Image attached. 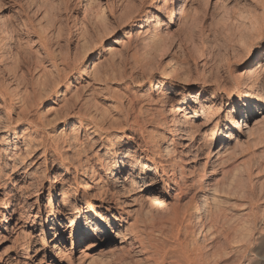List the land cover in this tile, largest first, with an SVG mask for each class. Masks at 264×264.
Masks as SVG:
<instances>
[{"label": "rangeland", "instance_id": "374dc122", "mask_svg": "<svg viewBox=\"0 0 264 264\" xmlns=\"http://www.w3.org/2000/svg\"><path fill=\"white\" fill-rule=\"evenodd\" d=\"M191 1H193V7L195 6L196 9L194 21L182 20L169 28V31L163 29L162 32L157 33L156 29L166 26L168 19L163 13L151 10V6L146 0H0V43H2L0 56L4 55V58L0 60V84H4L11 91V94H14L13 99H15L14 97L20 99V95H24L25 92L29 93L31 97L35 95L37 98L38 96L44 98L50 89L56 87L54 83L59 77L65 75L66 72L68 73L75 65L81 68L83 65L81 60L92 53L90 58L86 60L87 67L84 69L91 72V77L95 75V77H98L97 83L94 84L97 88L95 93H97L88 96V91L82 92L81 87L84 86H82L84 83L79 84L78 81H74L73 78L78 76L77 71L72 70L71 75L68 77V81L71 82L69 85L70 92L66 97L72 94L84 100H68V104H72V109L69 110L68 114L76 111L82 105L81 103H84L81 107H89V112H95L93 113L94 116L103 117L101 119L104 120L103 124L106 127L112 124L111 126L114 128H121L125 121L124 115H126L129 121L135 122L137 120L144 130L152 131V127L148 125L146 120L149 113L156 108L157 110L167 111L169 107L167 105L162 106V104L155 106L145 101L146 98L143 95L146 94L145 89L149 83L148 77L153 74L158 81L172 83L174 81H169L168 78L172 77L173 71H177L181 78L185 77L183 79L188 83L187 88L191 90L187 96H196L199 88H204L208 92L207 96L216 89L220 94L217 101L213 103L210 112H206V115L198 120L200 129L202 130L203 127L207 129L202 134L204 135L202 136L203 139H211L216 142L210 149L212 151L226 142L220 140V137H222L220 134L224 135L230 132L227 130L228 124L225 120V114L232 109V102L227 96L237 91L240 94L248 92L246 87L248 85L247 78L249 80L255 78V76H248L244 71L247 66V53L260 38L255 33H247L245 36L243 35L242 43L238 42V34L236 35V33L240 32L239 29L241 28L238 29V23L235 24L236 26L234 25L235 22L232 21L233 19L230 16L235 12L234 10L237 11L241 8L246 13L249 10L254 11L261 0ZM262 1L264 2V0ZM90 3L94 5L99 15L96 25L89 20ZM84 7L88 11L87 16H83ZM130 15L137 16L140 19L134 28L125 26ZM95 26L98 31H96ZM234 27H237L238 31L235 30L236 33ZM92 28L98 36L105 33L104 30L106 31L105 37L100 38L102 42H98L99 44L91 43L87 39ZM129 30L132 31V35H130L132 39L129 37L131 39L130 44L123 36L125 32H130ZM39 35L46 38L47 47L58 61L56 64L61 63L57 68L54 69V66L47 62L48 60L44 56V47L39 41ZM153 36L154 38H152ZM262 37L264 38V35ZM141 40H147L148 42L143 44ZM259 46H261L259 51L264 53V40ZM133 50H136L135 53ZM130 51L137 54L135 58L130 56ZM8 54L10 55L8 56ZM262 57H264L263 54H261ZM62 59L68 65L69 70L68 68L65 69ZM256 62L254 65H256ZM37 65L39 68L45 66L50 70L49 74L51 73L49 82L43 87L39 86L37 82L39 71L37 70L39 68L35 67ZM19 75L21 78L18 77ZM166 87L169 99L176 100L179 98L177 88L170 90V87ZM33 91L36 94L32 93ZM63 91L64 88H60V92ZM17 98L16 100H19ZM59 99V97L57 98L52 94L49 98L43 99L35 109L36 111L34 110L33 115L31 114L33 118H36L37 115L41 118L43 127H39V134L45 135L46 133L60 138L65 137L70 132L72 125L78 127L77 119L66 115V108L68 107L63 106L65 100ZM57 104H61L60 108ZM48 107L52 109L47 110ZM218 115L222 118L221 127L218 131H210V126H206L208 124L206 120ZM248 124L253 130L252 138L248 141H240L239 144L234 141L227 142V144L229 143L230 152L224 157V160L228 161L224 169L225 175H217L219 178L223 177L220 179L218 189L225 191V197H222L220 201V210L225 216L223 219L227 223L225 221L224 224L222 218L220 220L222 213L219 218H214L208 204L205 207V223L207 222V225L216 228L222 225V231L220 230L217 234V241L218 243L221 242L220 244L216 241V246L214 242V246L212 245L211 250L207 252V245L202 244V247L204 245V252L208 253L205 262H212L211 264L216 262V264H239L241 255L230 254L229 243H225L226 237L223 235L226 233L225 229H232V227H236L237 223V226L245 225L247 227H244L246 231L251 230L247 233L252 236L250 243L252 244L251 247L255 249L253 250L250 247L251 244L249 247L250 250L255 252L256 256L252 259V256H247V253H245V258L248 260H241V262L256 264V262H259L258 259L262 258L260 255L264 256V227L262 235H257V228L254 229V219L264 218V118L261 115L255 116V121ZM24 126L22 125L20 128ZM20 128L13 135L11 130L10 137L6 138L7 141L0 140V150L7 147L12 148L15 144L20 153L30 152L25 157L23 165H27L30 172L34 171L37 179L36 183L29 187L26 193L27 198H23L21 202L24 207L22 211H25V216L29 219L24 231L37 238L35 248L42 247L45 250L44 256L41 254L38 257L42 261L40 264H78V260L81 259L79 264H82L89 256H92L93 264H172L171 262L185 261L183 256H187L186 253L190 255L187 247L189 230H184V227L177 229L175 226L172 229L168 225H166L168 228L158 227L154 229L155 221L164 216L174 205L173 195L165 196L160 189L155 192L154 198H151L147 203L139 217L140 224H143L142 226L145 229L143 236L147 246L146 254L129 247L127 242L122 245H115V242L111 240L115 229H110L109 232L107 231V235L98 238L96 241L85 240L79 244L75 233L73 234L75 239L71 242V231L74 230L78 233L79 228V231L84 232L85 227L82 219L77 224L79 227H76V222H74L76 215L71 217V219H74V226L65 231L63 240L58 243L61 252H54L50 235L48 237L43 234L44 230L51 233L52 230L48 231V229L53 226L51 218L46 220L45 210L55 206L57 200L62 203L63 197H54L55 189H48V186L53 177H64V174L53 157L48 156V162L44 165L43 158H40L43 146L39 145L38 142L31 144L29 147L26 144V150H24L20 144V137H24ZM1 129L0 136L3 140H6L5 134L8 130L6 132V130L2 131ZM82 129V133L79 130V137L85 139L86 137L83 136L85 128ZM133 134L132 131L125 133L124 144H131V150H137L136 146L129 141L128 136H135V141L139 143L144 137L147 138V135L146 133L140 135L138 132L135 135ZM90 138L96 139L98 137L91 135ZM139 153L137 151L135 155L139 157L141 155ZM137 159L135 158L134 161L137 162ZM144 165L147 166L144 159H139L137 167L141 169L144 168ZM196 167L198 166L196 165ZM18 169L23 172L25 168L22 166ZM208 171L202 180L203 183L210 176ZM101 174L103 187L110 190L111 180L109 176H106L104 172ZM153 175L152 170L147 173V176ZM208 180L210 181V179ZM150 182L151 180L147 179L144 182L137 183L132 193L140 189L142 185ZM192 194V190L186 191L185 196L179 201L181 212L191 206ZM125 195H122L121 200L128 199L127 195H130V193ZM195 201L198 204V199H195ZM195 203L193 202V204ZM243 211L247 212L248 215L243 214ZM15 217L18 218L19 214H16ZM30 221H33V223ZM58 222L61 229H64L63 226L69 223L62 220ZM39 224H43L42 229L38 226ZM227 225H230V228ZM3 238H0V253L3 256L5 254L10 256L12 255L13 245ZM27 239L28 237L22 235L19 242H25ZM215 246L216 248H214ZM256 253L260 257H257ZM6 262L13 263L10 260Z\"/></svg>", "mask_w": 264, "mask_h": 264}, {"label": "bare ground", "instance_id": "6f19581e", "mask_svg": "<svg viewBox=\"0 0 264 264\" xmlns=\"http://www.w3.org/2000/svg\"><path fill=\"white\" fill-rule=\"evenodd\" d=\"M147 1L151 6V10H157L163 13L168 19V24L166 26L156 29L157 33L162 32L163 29L169 31V28L182 20L194 21L193 18H195L196 9L194 8L195 6L193 7L194 4L191 0H146V2ZM261 1H259L260 3L258 2L259 4L256 5L254 11L249 10V12L247 11L246 13V11L241 8L237 11L234 10L235 12L230 16L233 19L232 21L235 22H233L234 25L238 23V29L241 28L239 29V31H241L237 32V27H234V32H237L236 35L238 34V42H241L247 33H255L260 38V40L252 45L250 51L247 50V66L244 71L248 76H255V78L252 80L247 78L248 85L246 87L248 88V92L240 94L237 91L227 96L232 102V109L225 114V120L228 124L227 130L230 132L229 134H220V136H222L220 140H225L226 142L220 144L212 151H210V149L216 142L211 139H203L202 136L204 135L202 134L207 129L203 127L202 130L204 131H202L200 129V124H198V120L203 118L206 112H210L213 103L217 101L220 94L216 89V91H211L207 96L208 92L204 88H199L196 96H187L191 90L187 88L188 83L183 79L185 77L182 76L183 78H181L177 71H173L172 77L168 78L169 81H174L175 83L158 81L153 74L148 77L149 83L145 89L146 94L143 95V97L145 96L146 98L145 101L155 106L162 104V106L167 105L169 107L167 111L157 110L156 108L149 113L146 120L148 125L152 127V131L144 130L140 127L141 124L138 123L137 120H134L135 122H132V120L129 121L126 115H124L125 121L121 128H114L111 126L112 124L106 127L103 124L104 120L101 119L103 117L98 118L96 115L94 116L93 113L95 112H89V107H81L84 103H81L82 105L76 111H72L68 114L69 110L72 109V104L69 105L68 100H84L80 99L79 96L77 97L76 94V96H73L71 93L69 97H66L70 92L69 85L71 82L68 81V77L71 75L72 70H76L78 76L73 78L74 81H78L79 84L84 83L82 84V86H84L81 87L82 92L88 91L89 96L97 91L94 84L97 83L98 77H95L96 75L91 77V72L84 69L87 67L86 60L90 58V54L92 53L85 56V60H81L83 64L81 68H78L80 66L74 64L75 66H72V70H69L68 65L65 64L66 62L62 59V64H64L65 69L68 68L69 71L67 70L68 73L66 72L65 75L63 71V76L59 77L54 83L56 87L50 89L45 94L44 98L39 97L38 94V98L35 95L31 97L29 93L25 92L24 95H20V99L19 97H14L15 99H13L14 94H11V91L7 89L4 84H0V129L3 128L1 130H6V132L8 130L5 134V139L10 137L9 133H11V130L13 135L17 132V129L25 125L23 128H20L22 131L21 134L24 136L20 137V144L23 146L24 150H26V144L29 147L31 144L38 142L39 145L43 146L40 158H43L44 165L48 162V156L53 157L64 174V177H53L48 186V189H55L56 192L54 193V197L58 198V196H62L63 201L60 203L59 200H57L56 205L45 210L46 215L44 214L46 220L51 218L52 225L54 226V228L52 226L48 229V231L52 230L51 233L47 232V230L43 232V234H46L48 237L50 235V242L53 243L52 250H54V252H61L58 243L63 240V234L67 229L74 226V222H76L75 224L78 228L79 225L77 224L82 219L85 224L84 232L79 231V228L78 233L74 232V230L71 231V242L75 239V237H73L75 233L77 234V242L79 244L85 240L96 241L98 238L107 235V231L109 232L110 229H115L111 237L115 245H122L127 242L129 247L135 248L137 252L146 254L147 246L143 236L145 229L142 226L143 224H140L139 217L147 203H149L151 198H154L155 192L160 189L165 196L173 195L174 205L169 211L167 210L168 212H166L164 216L161 218L159 217L160 219L155 221L156 224H153L154 229L158 227H167L166 225H168L169 228L175 226L177 229L184 227V230H189L187 247L190 255L186 253L187 256H183L185 258V261L183 260L184 262L171 263H212L208 261L205 262V257H207L208 253L206 254L204 252V245L202 247V244L207 245L206 252L211 250L214 242L217 246V234H219L220 230L222 231V225L216 228L207 225V222L205 223V207L206 204H208L214 218H219V215L222 213L220 210V201L222 197H225V191L219 190L218 188L221 177L225 175L224 169L228 164V161L224 160V157L230 152L229 143L227 144V142L234 141L236 144H239L240 141H248L253 136V130L248 123L251 121L254 122L255 116L258 115L264 118V57L261 58V54L264 55V53L259 51L261 47L259 44L264 40L262 37V35H264V4L262 3L264 2L262 1L261 3ZM92 4H94V2H92ZM92 4L90 3L89 5L88 16L89 20L93 21L96 25L99 15ZM87 12L86 8L83 9V16H87ZM260 13L263 14H261L262 17ZM128 18V22L125 26L131 28L136 27L137 22L140 20L139 17L134 15H130ZM96 31H98L97 27ZM104 32L105 33L101 34L102 36L99 35V37L97 32L92 28L89 31V38L87 39H89L91 43L95 42V44H99L102 42L100 38L105 37L104 34H106V31L104 30ZM131 32L132 31H127V33L125 32L123 35L128 43L132 39V37H130V35H132ZM38 37L44 47V56L48 60L47 62L54 66V69L57 68L61 63L59 65L56 64L58 61H56L51 50L47 47L46 38L43 35H39ZM152 38H154V36ZM142 42L144 44L148 41L144 40ZM1 47L2 43H0V48ZM133 51L135 53L136 50ZM130 53V56L134 58L136 57L135 55H137L132 51H130ZM9 55L10 54H8V56ZM3 58L4 55L0 56V60ZM255 62L256 65H254ZM35 67H38V65ZM37 70H39L37 78L38 85L43 87L49 82V76L51 77V73L49 74L50 70L45 66H41ZM18 77L21 78L20 75ZM166 86L170 87V90L177 88V96L179 95V98L176 100L169 99L170 97H167L168 91ZM62 87L64 91L60 92V88ZM32 93L36 94L34 91ZM52 94L57 98L59 97V100H65L63 106L68 107L66 108V115L71 118H76L78 121V127L76 128L72 125V127H70V132L65 135V137L59 138L56 135H47L46 133L45 135L39 134V127H43L41 118L38 115L36 118L31 117L34 110L41 104V101L49 98ZM16 98L19 100H16ZM57 105L60 108L61 104ZM51 109V107L47 108V110ZM1 113H3V115H1ZM175 113H177L176 117ZM101 115L104 116L103 114ZM221 119L219 115L212 117L206 120L208 123L206 126H210V131H218L221 127ZM82 128H85L83 135L86 137L85 139H82L81 136L79 137V130L82 133ZM127 131H132L134 133L133 135H135L136 132L140 135L146 133L147 138L142 137L143 139L141 138L142 141L139 143L135 141V136H128L130 139L129 141L132 142V145L136 146L135 148L137 150H131V144H124L125 133ZM91 135L97 136L98 138L91 139ZM0 140L7 141V139L3 140L2 136H0ZM204 150H206V152H204ZM137 151L140 152L139 154H141L140 156L142 157H137L135 155ZM29 153V151L20 153L18 148L16 149L15 144L12 148L7 147L6 149L3 148L0 150V238L4 237L5 241L8 240V242L13 245L11 249L12 255L7 256L5 254L3 256L0 253V264H34L39 255L43 254L44 256L45 254L44 248H35L37 245V238L24 231L25 226L28 225L29 219L25 216V211H22L24 207L22 206L23 203L21 200L27 198L26 193L29 187L33 185V183H36L37 179L35 172H30L28 166L23 165L24 159ZM135 158H138V161L143 158L147 166L144 165V168L139 169V167H137L138 161H134ZM188 164L191 165L189 166ZM196 165L198 167H196ZM22 166L25 168L23 171L24 173L20 172L18 169ZM151 170L154 172V175L147 176V173L149 171L151 172ZM207 171L210 173L208 178L210 181L207 179L203 183L202 180ZM102 172H104L106 176L108 175L111 180L110 190L103 187ZM219 174L222 175L220 178L217 177ZM55 178H57L56 181ZM147 179L151 180V182L142 185L140 189L132 193L137 183L144 182ZM188 190L193 191L191 206L181 212L179 201H181ZM124 193L126 195L130 193V195H127L128 199L121 200V198H123L122 195H125ZM195 199H198V204ZM193 202L196 203L193 204ZM16 214H19L18 218L15 217ZM243 214L248 215L247 212L244 211ZM73 215H76L74 222V219H71ZM220 216H222L220 220L222 218L225 224L226 220L223 219L225 217L223 213ZM59 220L69 223L63 226L64 229H61L58 222ZM30 222L33 223V221ZM237 224L236 227L233 225L234 228L231 226L232 229H225L226 233L223 234L226 237L225 243H229L228 249L230 254L241 255L239 264H248V262H241V260H248L245 258V253H247V256H252V259L256 257L253 251L255 248L253 249L250 243L252 236L250 233H247L251 230L248 228L249 230L247 229L248 231H246L244 229V227H246L245 225L237 226ZM153 225L151 226L153 227ZM38 226L40 229L43 228V224H39ZM228 227L230 228V225ZM263 227V217H258L257 220L254 219V229L257 228V235H262ZM22 235L28 237V239L21 243L19 242V238ZM220 243L221 242L218 244ZM249 245L253 250H250ZM216 246L214 248H216ZM223 249L225 250V248ZM258 256L259 254H257V257ZM260 256L262 258H259V262H256V264H264V256ZM7 260L13 261V263L6 262ZM81 260H78V264ZM40 262L42 261L38 259L36 264H40ZM82 264H93L92 256L86 257V261Z\"/></svg>", "mask_w": 264, "mask_h": 264}]
</instances>
